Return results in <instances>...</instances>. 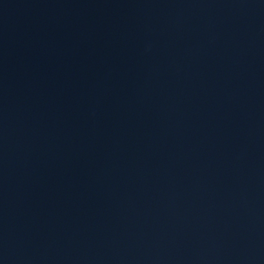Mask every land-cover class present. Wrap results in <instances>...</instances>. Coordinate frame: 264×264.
Instances as JSON below:
<instances>
[{
	"label": "water",
	"instance_id": "95a60500",
	"mask_svg": "<svg viewBox=\"0 0 264 264\" xmlns=\"http://www.w3.org/2000/svg\"><path fill=\"white\" fill-rule=\"evenodd\" d=\"M0 264H264V0H0Z\"/></svg>",
	"mask_w": 264,
	"mask_h": 264
}]
</instances>
